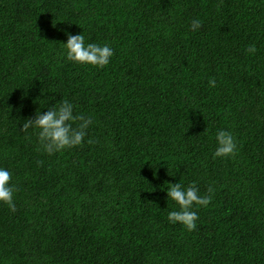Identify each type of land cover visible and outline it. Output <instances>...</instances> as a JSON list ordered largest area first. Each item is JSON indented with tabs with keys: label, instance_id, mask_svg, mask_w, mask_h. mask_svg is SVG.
<instances>
[{
	"label": "trees",
	"instance_id": "16d2710c",
	"mask_svg": "<svg viewBox=\"0 0 264 264\" xmlns=\"http://www.w3.org/2000/svg\"><path fill=\"white\" fill-rule=\"evenodd\" d=\"M65 31L110 63L68 61ZM65 99L92 123L48 154L23 118ZM0 167V264H264V0H0ZM179 181L212 197L191 231Z\"/></svg>",
	"mask_w": 264,
	"mask_h": 264
},
{
	"label": "clouds",
	"instance_id": "9594fccd",
	"mask_svg": "<svg viewBox=\"0 0 264 264\" xmlns=\"http://www.w3.org/2000/svg\"><path fill=\"white\" fill-rule=\"evenodd\" d=\"M191 27L193 30L199 29L201 21L193 20ZM65 35L67 41L63 43L62 54L68 61L97 67H104L110 63L114 49L107 43H88L83 33L74 35L65 31ZM247 51L254 53L256 48L249 46ZM209 85L215 87V79H210ZM77 121L79 123H76ZM91 123V116L74 114L73 103L65 99L48 106L46 111L42 112L37 109L32 116L23 118L21 130L27 132L29 129H33L43 150L48 154H54L82 145ZM215 139L217 146L213 153L214 157H227L237 152L236 140L230 131L218 130ZM87 142L92 143L90 139ZM11 178L12 172L7 168L0 167V202L6 203L10 210L15 211V186L10 183ZM169 185L170 187L166 190L167 199L171 198L179 205L178 209L168 212L169 222L180 223L188 230H194L197 227L196 221L199 219V215L196 210H193V205L207 207L212 199L211 195H201L195 182L186 187L180 181L169 183ZM208 191L212 192L211 187Z\"/></svg>",
	"mask_w": 264,
	"mask_h": 264
}]
</instances>
